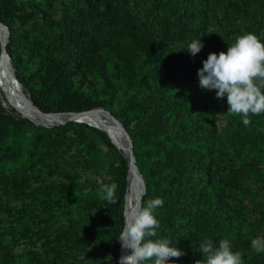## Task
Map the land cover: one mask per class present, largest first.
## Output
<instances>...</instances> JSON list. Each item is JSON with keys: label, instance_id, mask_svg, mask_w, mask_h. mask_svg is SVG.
<instances>
[{"label": "rangeland", "instance_id": "rangeland-1", "mask_svg": "<svg viewBox=\"0 0 264 264\" xmlns=\"http://www.w3.org/2000/svg\"><path fill=\"white\" fill-rule=\"evenodd\" d=\"M28 1L39 0H17ZM91 1L96 8H105V2ZM157 1L129 0L127 12L116 15L118 30L112 40L126 41L138 55L136 65L122 69L123 77H115L113 63L107 66L108 80L120 92L113 95L102 73L84 67L73 74L71 89L105 99L112 109L134 105L153 113L151 118L125 114L141 138L144 167L155 178L159 163L182 161L177 168V176L183 177L178 185L157 188L146 200L164 201L154 210L159 228L150 239H169L171 246L182 251L179 258H170V264L202 260L200 244L205 239L215 246L227 239L243 258L256 252L252 239L264 237V113H250L251 123L245 126L241 115L227 112V97L217 99L216 90L199 86L198 70L210 53L226 52L235 37L247 33L249 7L246 10L241 0ZM65 2L70 7L85 6L82 0ZM258 5L264 13V3ZM63 7L62 0H55V19L62 17ZM14 26L20 35L21 44L14 47L20 69L28 86L49 101L57 93L52 73L64 60L62 48H67L61 30L45 23L37 11L27 21L14 20ZM36 40L45 44L37 46ZM196 40H201L203 48L193 56L188 45ZM122 95L130 97V102ZM0 100L8 111H17L7 101L1 80ZM31 121L58 129L34 134L0 128V158L5 152L14 153L13 158L0 159V263L47 264L57 257L61 264L65 249L61 230H66L74 236V244L65 257L79 264H111L108 243L113 227L102 225L107 202L99 195L107 164L102 149L106 151L107 146L99 143L95 153L90 150L79 135V124L87 122L69 120L46 126ZM207 139L212 141L204 144ZM241 159L246 163V178L234 188L215 185L224 167ZM184 210L189 212L187 224L179 219Z\"/></svg>", "mask_w": 264, "mask_h": 264}, {"label": "trees", "instance_id": "trees-1", "mask_svg": "<svg viewBox=\"0 0 264 264\" xmlns=\"http://www.w3.org/2000/svg\"><path fill=\"white\" fill-rule=\"evenodd\" d=\"M85 2L83 7H70L65 0H62L64 4L62 17L55 19L52 15V10H54L55 0H39V1H28L25 3H18L17 0H0V20L4 22L11 30L10 40L7 43V51L11 56L12 62L15 66L17 76L21 80L25 91L32 96L33 102L41 108L44 112L48 111L56 112H80L95 109L96 107L102 106L111 113H113L126 127L130 136L133 140V152L136 156V163L144 176L146 191L142 197V207L146 206L147 197L152 193L153 190L157 188L169 189L174 188L178 185V182L182 180V176L178 177L177 168L182 165V161L171 165L168 163H159L157 169L159 170L158 176L154 177V172L146 170L142 162L141 157V138L136 135L133 127L127 119L125 113H136L140 116H145L151 118L153 116L152 112L147 110L136 109V106L123 105L120 108L112 109L108 105V101L105 99H97L92 95H80L73 92L71 87L74 83L73 74L80 72V68L95 69L103 74L106 82L108 83L109 89L113 95L120 92L112 82H110L108 76L107 66L113 63L114 75L117 78L123 77L124 70L126 67L136 65L137 54L135 53L137 49L128 46L123 40L120 41L118 37L112 40V35L118 30L116 15L118 12L125 10L129 7V0H101L105 2V8H96L91 0H82ZM157 2L163 3V0H158ZM244 8L249 7L247 11V16L249 19V25L247 27L248 31L254 33L262 42H264V31L262 25L264 24V13L261 11L258 4L264 3V0H241ZM174 6V5H169ZM28 7H33L37 12L42 14V19L45 23L49 24L54 28L61 30V37L64 41L63 43L67 48H62V53H64V60L59 63L51 76L56 89V96L46 101L43 99L39 93L28 86L25 79V75L20 69V65L17 62L14 55V47L20 43V35L17 33L14 20L27 21L30 19L36 11H27ZM130 44H134L133 36L129 37ZM34 43L37 46H42L45 43L41 40H36ZM60 50V54H61ZM1 52V44H0ZM107 76V77H106ZM127 103L130 102V97L122 95ZM126 103V104H127ZM30 119V118H29ZM24 118L17 114V111L12 108L9 111L2 105L0 100V128L1 127H12L16 130L27 129L32 131L34 134H40L46 130L55 131L58 127H45L35 125L31 120ZM79 135L83 137L85 143L89 145L91 151L94 153L100 149L99 143L107 146L105 151V156L107 157V164L103 169V176L101 180V187L105 183H116L118 185L115 198L116 203L109 205L105 204L104 214L102 215V225L107 226L112 225L113 234L109 239L108 248H111L112 253V263L116 264L120 254L121 244L118 237L124 227L125 218V195L128 190V172L129 163L125 157L123 151L119 149L111 140L109 134L94 125H89L87 123L79 124ZM212 139H207L204 144H208ZM197 148H202L200 145ZM13 152H5L1 155V160L4 158H13ZM228 160V159H225ZM224 161V159H223ZM246 163L244 159L236 160L230 165L224 167L221 178L215 185H221L223 187L234 188L237 186L238 182L243 181L246 178ZM111 176L112 180L109 181L107 177ZM184 197H182L183 199ZM185 204V202H184ZM2 203H0V207ZM189 212L184 210L180 215L179 219L182 223L187 224L189 221ZM100 226V230H104V226ZM182 231L181 229H179ZM163 233L164 229H162ZM146 239H150L146 237ZM172 239V238H171ZM74 244V236L71 235L69 231L61 230V248L64 252L61 254V264H79L76 261L65 257L69 255V248H72ZM2 264V263H0ZM47 264H60L57 261V257L50 259ZM242 264H264V251L257 253L254 252L250 255H245L242 258Z\"/></svg>", "mask_w": 264, "mask_h": 264}, {"label": "clouds", "instance_id": "clouds-1", "mask_svg": "<svg viewBox=\"0 0 264 264\" xmlns=\"http://www.w3.org/2000/svg\"><path fill=\"white\" fill-rule=\"evenodd\" d=\"M203 44L196 40L188 45V51L195 56L201 51ZM199 86L205 90H216V98L227 97L228 113L242 116L245 126L251 123L250 113H264V42L254 33L247 32L235 37V42L227 51L218 54L210 53L198 70ZM109 181L112 177H107ZM116 183H105L99 189L100 198L112 205L116 203ZM163 199L155 198L147 201L145 207L125 214L124 227L118 237L123 250L118 264H170V258H179L182 251L171 246L169 239H146L156 237L159 222L154 215L157 207H162ZM251 247L257 253L264 251V237L254 238ZM203 259L196 264H242L239 251H233L227 239L219 241L215 246L210 239L200 244ZM171 264H175L172 261Z\"/></svg>", "mask_w": 264, "mask_h": 264}, {"label": "bare ground", "instance_id": "bare-ground-1", "mask_svg": "<svg viewBox=\"0 0 264 264\" xmlns=\"http://www.w3.org/2000/svg\"><path fill=\"white\" fill-rule=\"evenodd\" d=\"M7 31L0 26V40H6ZM0 80L4 82L6 88L7 101L17 109L23 116L29 117L39 124L55 125L65 123L69 120L87 122L91 125L107 130L113 141L123 150L128 149V138L119 124H117L103 109L95 108L81 113L52 112L44 113L38 110L29 100L28 95H24L11 77L4 56L0 57ZM143 183L136 170L132 167L128 174V190L126 193L125 214L131 216L133 212L139 210L140 196ZM123 250L121 251L122 254Z\"/></svg>", "mask_w": 264, "mask_h": 264}, {"label": "water", "instance_id": "water-1", "mask_svg": "<svg viewBox=\"0 0 264 264\" xmlns=\"http://www.w3.org/2000/svg\"><path fill=\"white\" fill-rule=\"evenodd\" d=\"M0 26H2L3 28H5L6 29V31H7V38H6V40H3V41H1L0 40V44H1V52H0V57L1 56H4L5 57V59H6V61H7V67H8V71H9V74L11 75V77L15 80V82L17 83V85L19 86V88L21 89V91H22V93L24 94V95H28L29 96V100H30V102L38 109V110H40V111H42V112H44L41 108H39L34 102H33V100H32V96H31V94H29V93H27L26 91H25V89H24V87H23V84H22V82H21V80L19 79V77L17 76V73H16V69H15V66H14V64H13V62H12V59H11V56H10V54L8 53V51H7V48H6V46H7V43H8V41L10 40V35H11V30H10V28L4 23V22H2L1 20H0ZM96 108H101V109H103V111H105L106 113H108V115L117 123V124H119L120 125V127L122 128V130L124 131V133L126 134V136H127V138H128V149L127 150H123L122 148H120L114 141H113V139H112V141L116 144V146L119 148V149H121L122 151H123V153H124V155H125V157L127 158V160H128V163H129V172H130V169L133 167L135 170H136V172H137V174H138V176L141 178V180H142V183H143V189H142V193H141V196H140V202H139V209L140 208H142V197H143V195H144V193H145V191H146V184H145V179H144V176H143V174L141 173V171H140V169H139V167H138V165H137V163H136V159H135V155H134V152H133V141H132V138H131V136H130V133L128 132V130L126 129V127L124 126V124L113 114V113H111L110 111H108L107 109H105L104 107H102V106H99V107H96ZM88 111V110H87ZM81 112H86V111H80V112H65V113H81ZM45 113V112H44ZM49 113H52V112H49ZM61 113V112H60ZM35 122V121H34ZM36 124H39V123H37V122H35ZM43 125H46V124H43ZM46 126H52V125H46ZM97 127V126H96ZM100 128V127H99ZM100 129H103V128H100ZM103 130H105V129H103ZM108 134H109V136L111 137V135H110V133L107 131V130H105ZM129 172H128V174H129ZM125 198H126V195H125ZM121 251H122V248L120 247V254H121ZM120 258V257H119ZM118 262H119V259H118V261H117V263L116 264H118Z\"/></svg>", "mask_w": 264, "mask_h": 264}]
</instances>
